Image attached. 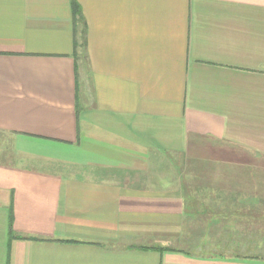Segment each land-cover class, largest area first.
Segmentation results:
<instances>
[{"label": "crops", "instance_id": "0c3cea01", "mask_svg": "<svg viewBox=\"0 0 264 264\" xmlns=\"http://www.w3.org/2000/svg\"><path fill=\"white\" fill-rule=\"evenodd\" d=\"M263 247L264 0H0V264Z\"/></svg>", "mask_w": 264, "mask_h": 264}, {"label": "trees", "instance_id": "16d2710c", "mask_svg": "<svg viewBox=\"0 0 264 264\" xmlns=\"http://www.w3.org/2000/svg\"><path fill=\"white\" fill-rule=\"evenodd\" d=\"M73 13H74V17L77 16V19L79 17V7L77 5V3L75 1H73Z\"/></svg>", "mask_w": 264, "mask_h": 264}, {"label": "rangeland", "instance_id": "374dc122", "mask_svg": "<svg viewBox=\"0 0 264 264\" xmlns=\"http://www.w3.org/2000/svg\"><path fill=\"white\" fill-rule=\"evenodd\" d=\"M205 172H209V173H211V168H209V170H205ZM264 248V247H263ZM254 251H256V249H253ZM257 252H259V254L261 253V254H264V249H262L261 251H256L255 253H257Z\"/></svg>", "mask_w": 264, "mask_h": 264}]
</instances>
